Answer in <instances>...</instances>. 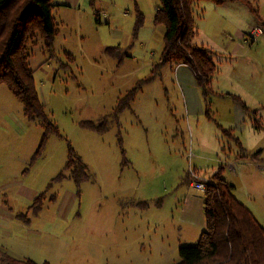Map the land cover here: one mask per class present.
Returning a JSON list of instances; mask_svg holds the SVG:
<instances>
[{
    "label": "rangeland",
    "instance_id": "374dc122",
    "mask_svg": "<svg viewBox=\"0 0 264 264\" xmlns=\"http://www.w3.org/2000/svg\"><path fill=\"white\" fill-rule=\"evenodd\" d=\"M64 1H51L58 31L52 53L38 37L29 57L40 101L62 137L51 135L32 165L42 123H29L22 104L0 85V164L5 166L0 187L12 178L35 192L34 198L47 192L38 210L42 213L32 217L40 203L29 209L33 201L18 196L21 185L2 190L6 204L30 218L25 222L29 228L15 226L11 231L14 247L27 242L26 253L35 255L28 259L39 261L35 264H176L179 248L197 243L178 224L186 193H203L190 183L194 176L208 179L219 171L264 228V169L259 168L264 167V36L255 42L247 38L255 27L264 30V0L192 5L191 43L198 37L196 45L210 50L216 66L207 117L187 114L182 89L164 67L118 119L113 115L119 101L139 82L155 76L152 70L166 32L165 25L155 23L160 2L76 0L71 8H63ZM229 42L241 47L236 56L226 49ZM108 48H120L115 51L119 54H108ZM228 93L242 96L253 111L247 123H256L259 132L239 131L229 139L219 128L234 116ZM106 118V134L80 125ZM68 144L90 177L80 186L71 171L53 182L68 161ZM68 190L77 202L63 220L54 208ZM8 251L18 255L17 250ZM9 256L1 255L0 264L23 261Z\"/></svg>",
    "mask_w": 264,
    "mask_h": 264
},
{
    "label": "trees",
    "instance_id": "16d2710c",
    "mask_svg": "<svg viewBox=\"0 0 264 264\" xmlns=\"http://www.w3.org/2000/svg\"><path fill=\"white\" fill-rule=\"evenodd\" d=\"M51 1L0 0V85L5 84L22 104L26 120L32 124L41 122L44 129L40 145L30 165L41 155L51 135L62 137L40 101L34 72L29 65L30 50L35 46L38 37L43 38L47 52L53 51L58 31L53 18L55 5L51 4ZM202 1L223 3L227 0H159L155 23L165 25L166 32L160 60L152 70L155 76L139 82L119 101L113 115L116 119L130 108L137 93L145 84L155 80L161 69L175 61L189 67L195 75L203 97H208L216 66L209 51L191 43L195 36L191 8L196 2ZM141 21L140 15L138 23ZM116 50L120 48H108L106 52L115 56L119 54L115 53ZM233 99L239 102L247 113H252L239 98L233 97ZM80 125L100 134L109 131L107 118L100 123L82 122ZM224 134L229 135L226 131ZM119 142L122 143V140L119 139ZM260 153L261 151L250 158L257 160ZM67 171H71V178L78 186L90 180L86 166L77 158L70 144H68V161L65 168L53 182L65 179ZM27 172L28 169L25 170V173ZM234 190V185L225 179L220 171L210 178L204 192L206 228L195 245L179 248L180 260L176 264H264V228L258 225L252 214L235 198ZM46 193L39 195L33 202L34 208L40 203V206L35 208L34 215L41 210L42 199L46 197ZM1 255L5 258L10 257L0 251ZM19 264H35V262L23 260L19 261Z\"/></svg>",
    "mask_w": 264,
    "mask_h": 264
},
{
    "label": "crops",
    "instance_id": "0c3cea01",
    "mask_svg": "<svg viewBox=\"0 0 264 264\" xmlns=\"http://www.w3.org/2000/svg\"><path fill=\"white\" fill-rule=\"evenodd\" d=\"M74 1L76 0H65L63 3L61 4L63 8H71L72 4L74 5ZM56 7V5H55ZM198 40V37L195 40V46L196 42ZM201 46H203L201 44ZM204 47V46H203ZM226 49H231V56H236V54L238 53L239 50H241L239 45H235L234 43L229 42L228 46H226ZM210 51V50H209ZM168 67V69H166L167 71H169V73H171V76L174 78H176V81H178L182 92H183V97H184V108L187 112V114H189L190 116L196 117V118H202V117H207V108H210V103L207 104V100H211L210 96H208L207 98L203 97L202 91L199 88L198 84H197V80L195 78V75L192 73V71L189 69V67H187L186 65H184L182 62H172L169 64V66H166V68ZM174 72V75H173ZM213 78V77H212ZM212 82V80H211ZM210 86H213V84ZM212 89V88H211ZM210 89V91H211ZM226 95V99H230L232 100L233 104L231 105L232 111L234 113V116L232 117L233 119H231V122L228 123V125L223 126L220 125L219 128L223 131V133L225 131L229 132V139H233L235 136L234 134L236 132L240 133H244V132H259L258 129H255V124L253 123L251 124L252 127H250L247 122L251 121V116H249L250 113H247L244 108L241 106V104H239V102L235 101L233 99V97H237L240 99L241 102H243L245 104V106L247 107V109L249 111L250 108L247 106L246 102L243 100L242 96H236L234 94L228 93L225 94ZM15 98V97H14ZM207 104V105H206ZM210 112V110H209ZM253 112V111H251ZM218 128V130H219ZM237 140V139H236ZM241 143L238 141V145H240ZM222 145H219V148L221 149ZM241 149H243L242 145H241ZM215 150L218 152V148ZM244 151V149H243ZM5 166L0 164V171L4 168ZM230 168V167H229ZM260 169H264V167H259ZM231 169V168H230ZM232 170V169H231ZM3 173L0 172V175ZM197 177L199 179L202 180H210V178L206 179V176H199L197 175ZM225 178V177H224ZM8 182V183H7ZM12 178H9L8 181H6L1 187H0V251L5 252L7 255H11L12 257H20L19 259H23V260H29L31 257H34L35 255L33 254H28L26 253V251L28 250L27 247V242H22L19 241V245L17 248L14 247V245L16 244L15 242V238H14V234L13 229L16 226L20 228L21 226L23 227H30V223L26 224L25 222H30V218L26 217L23 214H16V212L14 211V209L7 205L6 202L3 200V197L1 196L2 190H10L11 187L15 188L16 186H20L21 185V190L19 192L18 196H29L30 199H32V201L34 202L35 199H37L39 197V195L35 197V192H33L31 189H28L25 187V184L23 182H12ZM17 183V184H14ZM190 187H192V182L190 183ZM193 188V187H192ZM194 189V188H193ZM202 193V192H201ZM17 196V195H16ZM17 196V197H18ZM75 194L68 190L66 192V195L64 194V196L62 197V199L60 201H58L54 206H56L54 208V211L56 212V215L59 216V218H62L63 220H65L66 215L68 214L69 211H71L74 203H76L77 201L75 200ZM69 201V203L67 204L66 202ZM32 202V204H33ZM205 204H204V193H202L201 195L195 194V193H191V192H187L185 197H184V201L182 204V207L180 208L179 211V216H178V224H180L181 226H183L182 228L184 229V233H186V235H190L191 237H193V239H195L196 241H198L200 234L205 230L206 228V216H205ZM32 208V205L29 207V209ZM42 212L40 211L37 215H34V213H32V217L34 216H38L39 214H41ZM17 223V225H16ZM8 224H10V226H8ZM181 229V228H180ZM12 231V232H11ZM11 249L12 251L17 250L18 255L15 256L13 254H11L8 250ZM29 258V259H28ZM33 259V258H31ZM35 262H39V261H35Z\"/></svg>",
    "mask_w": 264,
    "mask_h": 264
},
{
    "label": "built area",
    "instance_id": "2783aa9c",
    "mask_svg": "<svg viewBox=\"0 0 264 264\" xmlns=\"http://www.w3.org/2000/svg\"><path fill=\"white\" fill-rule=\"evenodd\" d=\"M264 36V30L261 27H255L251 30H249L247 38H249V41L251 42H255L258 38ZM229 167L232 170H235V167L233 164H230ZM195 177V181H192V187L197 190V191H201V192H205V190L208 187L209 184V180H202L199 179L198 177Z\"/></svg>",
    "mask_w": 264,
    "mask_h": 264
}]
</instances>
